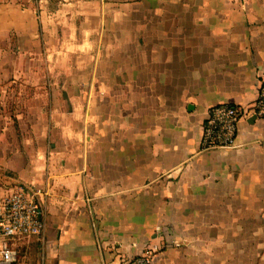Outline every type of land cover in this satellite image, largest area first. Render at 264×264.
<instances>
[{
  "label": "crops",
  "instance_id": "1",
  "mask_svg": "<svg viewBox=\"0 0 264 264\" xmlns=\"http://www.w3.org/2000/svg\"><path fill=\"white\" fill-rule=\"evenodd\" d=\"M263 71L264 0H0V193L46 190L14 264H264V118L200 147Z\"/></svg>",
  "mask_w": 264,
  "mask_h": 264
},
{
  "label": "built area",
  "instance_id": "2",
  "mask_svg": "<svg viewBox=\"0 0 264 264\" xmlns=\"http://www.w3.org/2000/svg\"><path fill=\"white\" fill-rule=\"evenodd\" d=\"M257 83L256 97L248 106L221 102L208 109L200 134V147L203 150L235 148L238 146L239 122L249 117L264 118V71L260 73ZM45 199V188L23 181H15L8 192L0 193V264H14L17 260L19 252L14 244L15 239L37 236L44 231L42 209ZM156 231L162 233L159 227H156ZM166 237L164 246H180L168 234ZM158 250L160 249L146 244L138 254L121 256V264H152Z\"/></svg>",
  "mask_w": 264,
  "mask_h": 264
}]
</instances>
